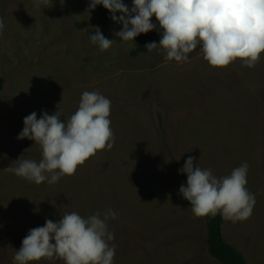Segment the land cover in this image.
Here are the masks:
<instances>
[{"label": "rangeland", "instance_id": "rangeland-1", "mask_svg": "<svg viewBox=\"0 0 264 264\" xmlns=\"http://www.w3.org/2000/svg\"><path fill=\"white\" fill-rule=\"evenodd\" d=\"M88 4L0 0V264H14L23 238L46 219L71 212L103 218L108 209L117 213L108 220L113 264H221L207 250L205 217L179 192L174 161L183 166L188 156L217 177L248 163L252 215L235 223L223 217L221 233L248 264H264V53L252 68L239 58L211 66L198 49L183 63L165 59L159 46L131 56L134 41L115 36L122 25L114 21L106 36L113 44L101 51L90 40L95 11ZM151 20L159 43L162 29ZM84 91L111 100L114 146L53 184L8 172L18 158L42 159L39 144L17 139L23 118L41 110L70 117Z\"/></svg>", "mask_w": 264, "mask_h": 264}, {"label": "clouds", "instance_id": "clouds-1", "mask_svg": "<svg viewBox=\"0 0 264 264\" xmlns=\"http://www.w3.org/2000/svg\"><path fill=\"white\" fill-rule=\"evenodd\" d=\"M48 0H33L36 7ZM61 6L65 0H59ZM102 5L110 19L122 25L115 36L132 41L138 35L157 30L151 18L155 16L162 29L159 43L146 45L148 51L159 48L165 59L187 62L189 53L199 50L211 66H228L239 58L243 65L255 67L264 53V0H89L88 10ZM120 13V15H117ZM5 23L0 18V33ZM90 36L101 51L109 49L113 39L106 38L99 26ZM111 100L98 91H84L77 110L65 118L59 110L49 114L33 111L23 118V129L17 139L27 138L41 146L42 159L18 158L16 167H6L19 177L37 185L56 183L65 175H73L77 166L98 150L111 149L115 143L110 117ZM180 159V158H179ZM178 159V160H179ZM188 156L180 173L187 174L186 185L179 192L190 202L197 217L222 215L232 221L250 218L255 194L247 185L249 165L242 163L227 176L217 177L210 168L194 164ZM117 213L108 209L101 218L98 212L82 217L77 212L66 213L58 221L46 219L43 226L28 231L13 257L14 264H30L42 258H62L65 264H113L116 255L114 234L108 220Z\"/></svg>", "mask_w": 264, "mask_h": 264}, {"label": "trees", "instance_id": "trees-1", "mask_svg": "<svg viewBox=\"0 0 264 264\" xmlns=\"http://www.w3.org/2000/svg\"><path fill=\"white\" fill-rule=\"evenodd\" d=\"M95 11V27L99 26L102 34L106 37L109 32L110 13L102 5H97ZM120 15V13H117ZM92 34H95L93 31ZM156 37L155 31L140 34L134 38V48L130 51L131 56H138L142 53H147L146 45L153 42ZM3 83V78L0 77V87ZM178 169L182 167L178 161H174ZM180 173V172H179ZM181 181L186 185V173H180ZM205 217L206 229V245L209 254L221 264H248L240 251L233 245L224 240L221 227L223 225V216L217 214L215 216L207 215Z\"/></svg>", "mask_w": 264, "mask_h": 264}]
</instances>
